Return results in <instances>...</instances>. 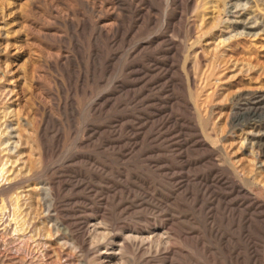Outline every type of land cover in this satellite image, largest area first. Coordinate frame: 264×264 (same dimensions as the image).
Segmentation results:
<instances>
[{
  "label": "rangeland",
  "instance_id": "obj_1",
  "mask_svg": "<svg viewBox=\"0 0 264 264\" xmlns=\"http://www.w3.org/2000/svg\"><path fill=\"white\" fill-rule=\"evenodd\" d=\"M0 264H264V0H0Z\"/></svg>",
  "mask_w": 264,
  "mask_h": 264
}]
</instances>
